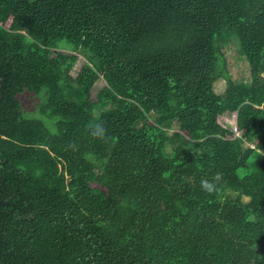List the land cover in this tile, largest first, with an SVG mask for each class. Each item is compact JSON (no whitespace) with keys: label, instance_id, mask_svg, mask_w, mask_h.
I'll return each mask as SVG.
<instances>
[{"label":"trees","instance_id":"16d2710c","mask_svg":"<svg viewBox=\"0 0 264 264\" xmlns=\"http://www.w3.org/2000/svg\"><path fill=\"white\" fill-rule=\"evenodd\" d=\"M0 264H264V0H0Z\"/></svg>","mask_w":264,"mask_h":264},{"label":"rangeland","instance_id":"374dc122","mask_svg":"<svg viewBox=\"0 0 264 264\" xmlns=\"http://www.w3.org/2000/svg\"><path fill=\"white\" fill-rule=\"evenodd\" d=\"M237 46V45H236ZM66 50L67 49H62ZM224 51H226V57L228 61V66L230 67V71L234 78L239 80H249L251 77L250 68L246 59L240 56V53L237 51L235 45L225 46ZM86 58L83 55H79L77 62L75 63L71 74L73 76H77L78 72L81 70L82 66L86 63ZM106 85L103 77H100L98 81L94 84L91 91V98L93 100L97 99V93ZM226 88V81L224 79H219L214 84L215 91L221 93ZM21 103L25 112L31 113L36 109L38 103H40V96L33 95L32 93L21 94L20 95ZM223 123L235 131L237 135L240 134V130L237 127V114L233 113L231 116H222ZM177 129L178 127L175 126Z\"/></svg>","mask_w":264,"mask_h":264},{"label":"clouds","instance_id":"9594fccd","mask_svg":"<svg viewBox=\"0 0 264 264\" xmlns=\"http://www.w3.org/2000/svg\"><path fill=\"white\" fill-rule=\"evenodd\" d=\"M202 186L204 187V189L208 192H212L213 191V184L209 183L208 181H202Z\"/></svg>","mask_w":264,"mask_h":264}]
</instances>
